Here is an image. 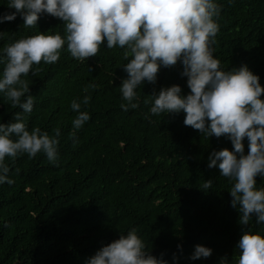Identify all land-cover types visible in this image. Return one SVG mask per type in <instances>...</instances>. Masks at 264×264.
<instances>
[{
    "label": "trees",
    "instance_id": "obj_1",
    "mask_svg": "<svg viewBox=\"0 0 264 264\" xmlns=\"http://www.w3.org/2000/svg\"><path fill=\"white\" fill-rule=\"evenodd\" d=\"M219 31L212 47L220 67L247 66L264 86V0H218ZM15 11L0 0V13ZM0 48L37 31L65 34V24L50 14L37 26H25L21 16L0 23ZM125 48L101 44L96 56L78 60L66 45L53 64H34L27 76L34 108L26 113L29 130L39 127L50 136L60 129L58 163L41 151L6 157L14 181L0 184V264H85L102 246L133 227L152 255L173 264H219L227 257L236 264V244L244 230L264 235V222L255 217L239 223V211L231 206L233 181L207 167L209 153L232 149L226 136L209 138L183 123L185 114H151L150 94L161 86L179 84L183 94L187 77L182 64L161 67L155 84L145 82L138 93L139 107L121 109L119 85L126 78L122 65ZM0 63V72L3 70ZM95 84V88L85 87ZM90 95L87 106L83 97ZM79 98L81 111L90 119L76 130L70 107ZM264 99V93L261 94ZM21 99H24L22 97ZM126 103V101H124ZM0 94V122L13 120L15 112ZM147 113V117L146 114ZM247 154L248 140L244 139ZM212 179V188H204ZM264 187V177H256ZM181 245L178 248L177 245ZM196 244L213 249L207 258L190 260Z\"/></svg>",
    "mask_w": 264,
    "mask_h": 264
},
{
    "label": "clouds",
    "instance_id": "obj_2",
    "mask_svg": "<svg viewBox=\"0 0 264 264\" xmlns=\"http://www.w3.org/2000/svg\"><path fill=\"white\" fill-rule=\"evenodd\" d=\"M229 3L232 0H228ZM7 7L15 11L0 13V23L21 16L25 26H37L44 14L60 18L65 34L37 31L22 36L0 48V94L10 101L15 112L13 120L0 122V184L14 181L6 157L15 158L27 153L35 157L43 152L49 161L58 163L60 129L55 135L39 127L29 130L26 113L34 108L35 97L29 82L22 79L41 61L57 62L66 45L72 57L86 61L96 56L101 44L107 48H125L122 65L126 78L119 85L122 102L127 111L139 107L137 89L145 82L155 84L161 67H170L179 61L181 76L187 77L190 91L183 94L179 84L161 86L150 94V113L185 114L183 123L199 130L208 138L226 136L232 149H213L207 167H217L220 175L234 183L229 193L231 206L240 213L239 223L248 225L255 217L264 222V187H257L256 177H264V86L260 77L247 64L225 70L216 58L212 44L219 31L217 17L222 5L218 0H7ZM5 32L0 31V38ZM95 88L89 84L88 88ZM24 97V99H21ZM83 97V105L90 102ZM126 101V103L124 102ZM81 101L74 98L70 107L77 112L72 120L71 136L78 142L76 130L90 119L88 111H81ZM147 117V113L145 114ZM248 151H244V139ZM213 180H205L204 188H212ZM181 248V245H177ZM236 248L240 250L236 264H264V235L242 232ZM213 249L196 244L190 260L207 258ZM173 256V264H178ZM85 264H169L164 253L152 255L135 227L126 234L98 249ZM219 264H229L221 257Z\"/></svg>",
    "mask_w": 264,
    "mask_h": 264
}]
</instances>
